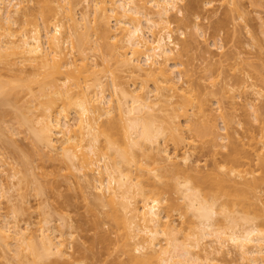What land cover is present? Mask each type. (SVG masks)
<instances>
[{
  "label": "bare ground",
  "instance_id": "bare-ground-1",
  "mask_svg": "<svg viewBox=\"0 0 264 264\" xmlns=\"http://www.w3.org/2000/svg\"><path fill=\"white\" fill-rule=\"evenodd\" d=\"M25 2L0 0V146L14 153L8 162L0 151L2 259L89 264L101 244L116 264H264V101L255 108L250 99L264 97V71L221 41L223 59L208 66L223 77L217 90L199 84L207 69L196 83L180 70L192 36L180 47L172 12L177 26L198 29L183 0H29L30 10ZM229 2L221 26L245 16L240 0ZM239 98L249 111L241 132ZM21 133L25 150L14 140ZM198 142L211 147L210 165L192 160ZM59 178L83 181L89 244L77 245L66 215L57 222L49 211ZM32 197L39 220L20 225L19 215L34 213ZM70 242L82 258L67 253Z\"/></svg>",
  "mask_w": 264,
  "mask_h": 264
},
{
  "label": "rangeland",
  "instance_id": "rangeland-1",
  "mask_svg": "<svg viewBox=\"0 0 264 264\" xmlns=\"http://www.w3.org/2000/svg\"><path fill=\"white\" fill-rule=\"evenodd\" d=\"M229 1H231V0H183L182 3H179L182 6L181 7L179 5L181 7V9L182 10L184 9L183 14H186L185 17H187L189 19V22H191L190 20H192L194 25H195V23H197L198 29H194L195 27H192V25H188V28L185 27L186 25L183 26L184 24L183 25L180 24L181 26H177L180 23L179 19L181 17H180V15H177L175 12H172V14H171V19H172V21L174 20L171 27L174 29V36H175V39H177L176 42L179 43L180 47H181L184 39L187 40L191 36L193 37V38L191 37L192 40L190 39L192 41L191 46H193V47L192 48L190 47L191 50L187 53V55L182 56V61L185 62V65L183 67H178V68H180V70H182V69L192 70V72H193L192 78L196 79V80H193L195 83L198 82L200 76H202L204 74L206 75L205 72L203 73V71H205L204 69H207L206 72L209 71L208 73H211V71H213L212 67H211L212 68L211 71L209 70L208 66H210L209 65L210 63L211 64L216 63L215 64V68H216V66H218L217 65L218 62L221 59H223V57L221 55L222 54L221 50L218 49V47L214 46V43L216 45V43H218V41H219V43L221 41V44H223V46H224L223 51L230 52L233 49L234 50L236 49V51L238 49V51L240 50L243 53L242 55L244 57L245 56L248 57V60H253V62L249 61L250 63H252L253 66L256 65V67H260L261 70L264 71V0H262V1L261 0H258V1L255 0V1H257V3L260 2V4H258V5L255 4L256 6L254 5L253 2H252L253 4H251L250 0H240L239 4L241 5V8L245 11L244 12L245 16L243 18H240V19L236 16L237 17V19H235L236 21H234V22L231 21L232 23L229 22L230 24H228V26H221L219 22H221L223 20L222 19L224 17L223 12H225V10L231 8V6H232L231 4H229L230 3ZM25 3L27 4V7L29 8V10L31 8L33 9L35 6L34 2H29V0H27V2H25ZM207 4H209V5H207ZM83 10H84V4L78 5L76 7L75 11H76L78 17H80ZM187 23H188V21H187ZM188 24H190V23H188ZM219 25L221 27H219ZM222 27H225V28H222ZM177 28H180L184 32L183 36L179 33L180 29H177ZM194 39H195V41L193 42ZM191 41H190V43H191ZM260 47H261V49H260ZM258 52H260V53L258 54ZM258 55H261L262 58H261V56L258 57ZM225 69L227 70V68H225ZM216 70H217V68H216ZM218 74H219V71H218V73L216 71L211 73V76L213 75L212 76V80H213L212 83L210 82L211 76L209 77L208 76L209 74H207L206 78H208V79L205 81L204 80L205 76H204V78L202 77V79L204 81H200V80H202V79H200L199 84L201 83L200 85H203V87L206 86V87H204L206 89L209 87L208 88L209 90L210 89L211 90L212 89L217 90V88L220 86L222 79H223V77H216L215 78V76H218ZM228 75L229 74H227V76ZM227 76H226V80L227 79L232 80L231 78H228L229 76L228 77ZM230 77H232V75H230ZM185 80H186V77L182 74V80L180 81V84H183L184 86H186V84L184 83ZM213 83H215V85H212ZM206 89H204V91ZM250 92H251V90H249V94H250ZM217 97H219L218 92H217ZM251 98H253V100L255 102V108L257 106L260 107L261 105H257V104H261L264 101L263 100L264 97H261V96L255 98V96L251 95L250 99ZM212 99H210L211 104L215 103V100H216L215 98L213 100ZM255 99H257V100H255ZM212 101H213V103H212ZM243 105H244V100L239 98L237 100V104L235 105V109H234V111L236 113L235 116H236L237 120H239V122L241 121V123H242L240 126L237 124H234V127H235L234 129L235 130L237 129L239 132H241L242 128L244 127V124L247 123L245 121L246 120L245 113L247 111L245 112V110H248V109L247 108L245 109V107H243ZM212 107L214 109H216L217 105L214 104ZM229 107H230L229 104L227 102H224V108L226 110L230 111ZM248 112L246 114L247 116H248ZM9 118L11 119V117H9ZM236 118H235V122L237 123ZM249 118L252 119L251 117H249ZM9 122H7L6 127H7V125H9ZM4 123H6V121ZM10 123L12 125V121ZM219 125L221 126L220 120H219ZM24 135H25L24 133H21V134L14 136V140H16V142H18L17 145L20 147L21 150H25L29 146V145L27 146V144H29V142L24 138ZM2 146H3V144H2ZM0 149H1V146H0ZM0 151H2V153H3V147ZM7 151L8 150L4 149V153ZM9 151L7 152L8 154H9ZM223 151H225V149L219 150L220 153L217 154L216 157L220 158L221 153ZM20 152H24V151H20ZM192 153H193L192 160H196L197 162H199V164L210 165L212 163V160H213L212 149L209 146V144L198 142L196 144V146L192 149ZM11 154H12V152H11ZM18 154H19V152H18ZM18 154H16V157L19 159ZM5 155H6V153H5ZM8 156L6 157V159H9L8 162H12L11 155H10V158ZM17 158H16V160L18 161ZM16 160L13 159V165L16 164V163H14V161L17 162ZM19 161H20V159H19ZM17 164H19V163H17ZM50 165L46 164L45 170L47 169V171L48 170L50 171V169H51ZM15 166L16 165L13 166L14 169H12V170H15ZM9 169L10 168H8V170ZM16 169H17L16 171H13V174H14V172L17 173V171L19 170L17 168V166H16ZM12 170L10 169V171H12ZM9 173H11V172L8 171V174ZM16 173H15V175H16ZM255 174L257 176H260L261 173H260L259 169L257 170V172H255ZM5 175H6V173H5ZM17 175H18V173H17ZM4 177L5 176H3L2 178H4ZM16 178H18V177H16ZM14 180H15V182L17 181V179H15V178H14ZM56 182H57V185L55 184V186H56V188H58V189H56V194L55 193L51 194L52 192L51 193L49 192L50 196H48V198H51V200L49 199L48 200L49 202H47V203L51 202L52 204L51 203L50 204L53 208L51 206L47 205V203H46L47 208L49 206V208H50L49 211H51V209L53 210L52 216H54V219H56L57 222H60V216L61 215H66L67 221L69 222V224H71L73 226L72 229H73V233H75L74 236H76V238H79V239H76L75 237H73L77 241L79 240L77 242V245L79 244L81 246V244L79 243L80 240H81V242H85V244H86V242H87V244L91 243L92 242L91 239H93V235H94L93 234L94 230L92 229L93 226L91 225V222H89L91 216H89V214L86 212V209H85L86 200H84L82 192H81L80 185H82L81 183H83V181L73 178V179H71V182H66V181H63L62 178H59L56 180ZM13 183H14V181H13ZM49 193L47 195H49ZM47 195H46V198H47ZM261 197H262V201L260 200L259 209H260V212H262L264 214V190L261 193ZM32 198L33 199H30L31 200L30 206L32 207L31 213H32V211H34V213L29 214L28 212H25L26 214L24 213V216H22V217L19 215L20 219L19 218L18 219H19V221H21L20 225L24 224L25 222H36L37 220H39L38 218H39L40 212H38V211H40V210L37 209V206H38V201L40 199H36V201L38 200L36 202L34 199L35 197H32ZM10 206L11 205H9V207ZM2 207L5 209L6 204H3ZM35 209H37V210H35ZM47 211H48V209H47ZM64 218H65V216H64ZM91 226H92V228H91ZM107 229H108V226L104 225L103 230H107ZM90 237H91V239H90ZM75 239H72V240L76 241ZM72 240L69 239V241H71V242H72ZM71 242H70V245L68 244L69 248L67 247L68 248L67 253L72 257L75 256L79 259L82 258L84 256V253L81 252V253H83V255L82 254L80 255L77 252V251L81 250V249H78L80 247L79 246L75 247V244H73ZM94 251L95 252H93V254L95 255L96 258H94V256L92 257L91 254H89V255L86 254L87 258H88V259H86L87 263H89V264H98V263L99 264H116L117 261H115L114 255L109 257L106 254L107 250L103 247V245L97 244ZM79 256H81V257H79ZM91 259H93V260H91ZM232 263L233 262H232L231 257H226V258H224V260L220 261V264H232ZM0 264H7V262H5L4 259H2L1 255H0Z\"/></svg>",
  "mask_w": 264,
  "mask_h": 264
}]
</instances>
